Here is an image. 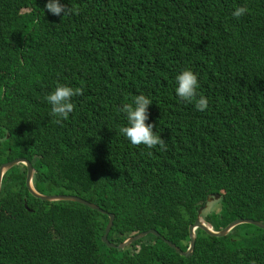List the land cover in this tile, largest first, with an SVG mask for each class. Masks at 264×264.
I'll return each mask as SVG.
<instances>
[{"label":"trees","instance_id":"16d2710c","mask_svg":"<svg viewBox=\"0 0 264 264\" xmlns=\"http://www.w3.org/2000/svg\"><path fill=\"white\" fill-rule=\"evenodd\" d=\"M61 2L69 14H51L45 0H0V164L24 157L36 191L76 195L104 212L37 199L25 166H14L1 182L0 264H224V253L264 264V228L248 222L196 237L188 257L162 239L185 250L189 222L218 191L201 212L206 221L264 225V0ZM192 30L204 66L189 59ZM185 67L208 102L198 115L174 92ZM57 84L81 89L59 121L45 100ZM137 94L152 102L148 121L163 149L119 132L121 106ZM110 214L115 246L151 229L159 236L109 246L101 238Z\"/></svg>","mask_w":264,"mask_h":264},{"label":"clouds","instance_id":"9594fccd","mask_svg":"<svg viewBox=\"0 0 264 264\" xmlns=\"http://www.w3.org/2000/svg\"><path fill=\"white\" fill-rule=\"evenodd\" d=\"M44 9H46L51 14L57 15V16L61 15L62 12H63V16L67 15L71 12V8L70 7L66 8L65 5L61 2V0H45ZM244 11H245V9L243 7H236L233 10L232 15L235 17H240L244 13ZM192 31H193L192 32L193 36L191 39L192 54L190 55L189 59L194 64H197L198 66H204V64L206 62L205 56H203L200 52L197 51V47H198L197 34H196L195 30H192ZM175 35H177V34H175ZM174 85H175L174 86L175 95L182 102L188 103L193 108H195L194 113L196 115L199 114V111H203L206 109L207 103H208L207 99H206L205 95L204 96H198V94H197L198 79H197L196 72L192 68L185 67V68L180 69L175 75ZM80 93H81L80 88H73V87H70V86L64 85V84H57V86L45 96V100L50 105L51 115L56 117L57 121H59V119H61V118L67 119L69 114L73 110V104L71 103L70 98L73 96H76V95H80ZM151 103H152L151 100L147 96H145L143 94H137L134 96L131 103H127V104L122 105L120 111H122L124 113L126 123L119 128V132L132 145H141L142 144V145L146 146L147 148H153V147L159 145L160 148L163 149L165 147L163 139L161 138L160 135L157 134V131L155 129V125L151 121H148L147 109ZM153 128H154V130H153ZM13 159H11V160H13ZM11 160H9V161H11ZM2 164H0V166ZM20 164H22V163H20ZM32 184H33V182H32ZM0 189H1V187H0ZM35 191H36V189H35ZM36 192L39 193L38 191H36ZM39 194H41V193H39ZM53 194H60V193H53ZM41 195H44V194H41ZM49 195H52V194H49ZM65 195H70V194H65ZM44 196H47V195H44ZM73 196H76V195H73ZM77 197H79V196H77ZM79 198H81V197H79ZM37 199H41V198H37ZM41 200H43V199H41ZM84 200H86V199H84ZM43 201H47V200H43ZM55 201H60V200H55ZM63 201H69V200H63ZM86 201H88V200H86ZM212 201L218 202V200H212ZM212 201H210V202H212ZM88 202L96 205L95 203H93L91 201H88ZM79 204H81V203H79ZM81 205H84V204H81ZM84 206H86V205H84ZM200 207H201L200 213L198 212V214H197V216L193 222L192 221L189 222V225H188V233L189 234H190V226H192L194 224L196 219H199V221L204 223L206 226L212 227L213 230L216 232H218L222 228H225L227 225H229L231 222H233L235 220L246 219V218H238V219H235V220L229 222L226 226H224L222 228H217L213 224L206 221L205 218L203 217V214L201 213L205 207L207 210H209V202H207V197H206V203L204 205L199 206V208ZM98 211H102V210L99 208ZM102 212H104V211H102ZM240 223H246V221L239 222V223L233 225L231 227V229L234 228L235 226L239 225ZM151 230H153V229H151ZM193 233L195 236V241H196V237L204 235V234H208L204 229L196 228V227L193 229ZM226 234H224V235H226ZM224 235H222V236H224ZM240 235L245 238L246 233L241 232ZM158 236H159V233H158ZM213 237H221V236H213ZM188 243H189V241H188ZM229 244H230V242L227 240L222 247H226ZM118 245H116V246L114 245V247L118 248L117 247ZM127 246H129V245H126L124 247H127ZM124 247H122V248H124ZM177 247H179V246H177ZM194 247H195V244H194ZM187 248H188V244H187V247L185 250H182L179 247V249L181 251H186ZM118 249H120V248H118ZM179 254H181V253H179ZM186 257H188V256H186ZM205 260L208 262L214 261V259H209V258H206ZM235 263H236V261H235V258L233 256L224 253V264H235Z\"/></svg>","mask_w":264,"mask_h":264},{"label":"water","instance_id":"95a60500","mask_svg":"<svg viewBox=\"0 0 264 264\" xmlns=\"http://www.w3.org/2000/svg\"><path fill=\"white\" fill-rule=\"evenodd\" d=\"M22 163L25 168H26V178H25V184H26V187L29 191V193L37 198H41L43 200H47V201H55V200H69V201H74V202H78V203H81V204H84L92 209H96V210H99V208L82 199V198H79L77 196H73V195H65V194H52V195H47V196H44V195H41L39 193H37L35 191V188L32 184V179H33V174H34V171H33V167L31 165V163L29 162L28 159L24 158V157H17V158H14L13 160L11 161H8V162H5L3 163L1 166H0V187H1V181H2V177L4 175V173L6 171H8L9 169H11L12 167L18 165ZM221 196V192L218 191V192H211L207 195V202H210L212 200H218L219 197ZM200 210H201V207L198 209V212L200 213ZM112 220H113V216L112 215H109V220L105 226V229H104V233L102 235V238L101 240L109 245V246H113L114 245L112 243H109L107 238H106V235L109 231V228L111 226V223H112ZM243 221H246V222H249V223H252L256 226H260L262 228H264V225L259 222V221H256V220H252V219H238V220H235L233 222H231L229 225H227L225 228H222L221 230H219L218 232L214 231L212 227L210 226H206L204 223H202L201 221H199V219H196L194 224L192 226H190V234H189V243H188V248L186 251H181L179 249V247H177L174 243H172L171 241L165 239L164 237H162L163 240H165L167 242V244L174 248L177 252L181 253L182 255L184 256H190L192 254V251L194 249V244H195V236H194V233H193V229L196 227V228H202L204 229L209 235L211 236H222L224 234H226L233 225L239 223V222H243ZM152 233V234H155V235H158V233L155 231V230H150V231H147V232H143V233H140L136 236H133V237H130L128 238L127 240H125L124 242L120 243L117 247L118 248H122L126 245H129L131 242H133L134 240L136 239H139L143 236H145L147 233Z\"/></svg>","mask_w":264,"mask_h":264},{"label":"rangeland","instance_id":"374dc122","mask_svg":"<svg viewBox=\"0 0 264 264\" xmlns=\"http://www.w3.org/2000/svg\"><path fill=\"white\" fill-rule=\"evenodd\" d=\"M128 217H130L131 218V216L129 215Z\"/></svg>","mask_w":264,"mask_h":264}]
</instances>
